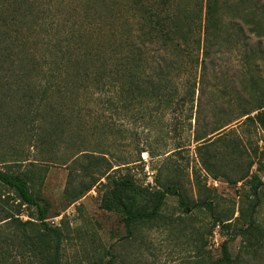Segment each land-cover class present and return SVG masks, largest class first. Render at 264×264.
<instances>
[{
  "label": "rangeland",
  "instance_id": "obj_1",
  "mask_svg": "<svg viewBox=\"0 0 264 264\" xmlns=\"http://www.w3.org/2000/svg\"><path fill=\"white\" fill-rule=\"evenodd\" d=\"M233 12L242 14L239 8ZM247 22L227 20L214 47L199 52L192 119L189 101L154 112L148 121L106 110L102 122L120 131L107 129L100 135L96 115H78L69 104L65 116H48L45 122L54 126L61 118L68 126L63 135L52 134L58 145L33 148L20 122L13 127L9 118H0V162L15 160L10 158L13 147L22 145L24 159L37 162L32 168L43 178L42 195L52 207L47 221L62 234L61 264H211L221 257L226 240L237 263L264 264V242L245 247L238 232L252 215L264 230V188L253 214L255 198L248 182L253 174L264 181V128L243 116L264 105V34L251 33L253 26ZM260 27L264 33V22ZM221 126L226 127L210 134ZM197 135L206 137L198 142ZM203 144L206 148L199 149ZM140 145L145 151L141 158ZM81 151L134 161L123 174L152 188L177 185L190 205L182 207L178 196L169 195L159 218L125 239L124 224L118 215L101 209L96 188L78 200L67 191L70 172L80 168L73 158ZM0 168L26 170L25 165L8 163ZM204 203H211L212 210ZM42 232L35 211L21 207L13 190L0 184V264H41L32 248Z\"/></svg>",
  "mask_w": 264,
  "mask_h": 264
},
{
  "label": "trees",
  "instance_id": "obj_2",
  "mask_svg": "<svg viewBox=\"0 0 264 264\" xmlns=\"http://www.w3.org/2000/svg\"><path fill=\"white\" fill-rule=\"evenodd\" d=\"M235 8L242 14L232 13ZM232 19L248 21L253 26L250 32L261 36L263 0H0V118H9L13 127L20 122L33 148L39 143L58 145L52 134L63 135L68 126L61 118L54 126L45 122L50 116H65L69 104L78 115H96L100 135L107 129L120 131L117 125L102 122L106 110L148 121L154 112L189 101L192 119L198 54L202 47H214L225 33L224 24ZM253 113L243 116L264 128V105ZM196 137L199 142L206 136ZM13 150L10 158L15 160L0 164L25 165L26 170L11 173L0 168V184L13 190L21 207L36 213L43 238L32 248L33 257L41 264H61L62 234L47 221L52 207L42 195L43 178L32 168L37 162L24 159V151ZM133 162L110 158L106 152L81 151L73 158L79 172H70L67 181L74 200L96 188L101 209L118 215L124 224L125 239L141 225L156 221L169 195L178 196L182 207L190 205L177 185L152 188L123 174ZM248 182L254 214L264 181L253 174ZM204 206L212 210L211 203ZM238 232L245 247L257 248L264 242V230L253 215ZM221 251L211 264H239L228 240Z\"/></svg>",
  "mask_w": 264,
  "mask_h": 264
}]
</instances>
